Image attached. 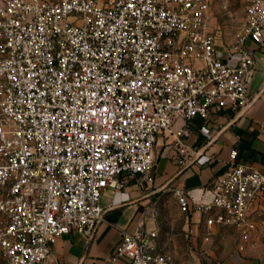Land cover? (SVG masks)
Returning <instances> with one entry per match:
<instances>
[{"label":"built area","instance_id":"obj_1","mask_svg":"<svg viewBox=\"0 0 264 264\" xmlns=\"http://www.w3.org/2000/svg\"><path fill=\"white\" fill-rule=\"evenodd\" d=\"M229 0H0V256L52 264V246L76 230L92 239L101 199L124 177L153 180L155 147L176 119L248 106L255 73L247 39L264 41V0H244L236 64L210 28ZM183 131V130H182ZM230 152L205 186H177L189 220L233 228L238 249L264 239V171ZM159 229L122 231L101 262L175 264Z\"/></svg>","mask_w":264,"mask_h":264},{"label":"crops","instance_id":"obj_2","mask_svg":"<svg viewBox=\"0 0 264 264\" xmlns=\"http://www.w3.org/2000/svg\"><path fill=\"white\" fill-rule=\"evenodd\" d=\"M246 46L255 61L249 105L213 111L208 119H176L171 129L157 138L153 180L138 174L124 177L121 189L108 188L103 194L105 220L93 238L76 230L59 237L52 246V264H91L93 259L105 262L121 241L123 230L158 228L157 214L175 187L205 186L225 174L233 149L239 151V162L264 171V41L260 45L249 38ZM217 47L222 60L237 63L238 53L232 47L219 40ZM199 219L200 214L195 213L188 220L193 243L205 229ZM158 243L178 252L176 240L168 245L158 238ZM263 260L264 247L245 252L236 248L227 259L233 264H259ZM117 264L128 262L120 259Z\"/></svg>","mask_w":264,"mask_h":264},{"label":"rangeland","instance_id":"obj_3","mask_svg":"<svg viewBox=\"0 0 264 264\" xmlns=\"http://www.w3.org/2000/svg\"><path fill=\"white\" fill-rule=\"evenodd\" d=\"M246 17L244 0H229L227 9L214 8L210 28L217 33L219 41L233 47L244 34ZM103 201L104 196L102 204ZM157 215L158 238L168 245L175 240L178 243V252L172 251L175 264H233L227 261L239 243L238 234L233 228H217L214 231L203 229L197 242L193 243L192 232L187 227L190 222L180 211L172 193L167 195ZM261 247H264V239L255 248ZM0 264H3L1 256ZM259 264H264V260Z\"/></svg>","mask_w":264,"mask_h":264}]
</instances>
